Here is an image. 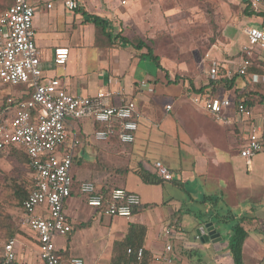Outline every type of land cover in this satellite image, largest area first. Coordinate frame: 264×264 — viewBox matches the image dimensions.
Wrapping results in <instances>:
<instances>
[{"label":"crops","instance_id":"obj_1","mask_svg":"<svg viewBox=\"0 0 264 264\" xmlns=\"http://www.w3.org/2000/svg\"><path fill=\"white\" fill-rule=\"evenodd\" d=\"M65 1L32 2L34 39L40 53L43 80L58 79L66 91L75 95L88 97L99 92L113 93L115 96L109 102L113 106L120 105L125 98L133 100L140 115L136 141L130 145L112 141L96 143L91 139L96 126L92 121L69 120L70 135H78L83 140L75 154L79 164L73 166L74 180L79 184L93 182L97 188L104 185V170L94 166L102 158L105 161L116 160V163L124 164V168L136 169L141 165L151 173H155L154 163L161 162L172 172L173 180L148 185L133 172L126 175L116 173L112 184L141 198V209L129 217H111L101 209L89 206L86 197L80 195L78 184L75 185L72 196L64 205L73 231L56 239V248L64 257V264H70L72 257H81L85 264H128L125 260L131 257L123 253L119 244L129 234L131 225L141 227L132 239L145 250L142 264H234L228 249L229 239H223L221 230H231L236 220L241 218L245 219L243 226L248 231L243 246V264H264V150L250 161L240 154L250 125L236 115L234 107L226 111V121L216 120L202 108L201 103L210 97L183 95L189 82L180 78L178 83H174L178 76H172L161 60V67H158L148 56L143 57L146 49H136L132 46L135 43L121 37L112 24L111 44H98L97 30L89 22L90 16H100L108 22L113 16L112 13L105 15L98 11L99 0H89L94 5L90 11L85 8L83 0H76L74 10H69ZM115 1L120 7L128 4V0L126 5H122L120 0ZM49 4H52L50 9L47 7ZM242 5L245 10V5ZM259 11L264 13V5ZM246 17L244 25L228 28L223 39L225 49L222 51L217 46L210 51L207 56L210 65L203 70L206 76L200 75V87L207 85L211 80L206 81L205 78H212L208 71L212 64H217V74L212 80L235 79L231 89L218 88L217 97L229 98L234 103L243 93L245 81L252 83V75H257L260 80L254 83L264 81V76L258 72H249L245 78L236 72L244 57L242 48L248 44L246 30L260 27L263 22L261 17ZM57 49H68L64 65L55 63ZM255 55L264 63V49H255ZM143 84L145 88H142ZM23 86L25 88L16 94L19 96H7L6 107L9 100L16 102L30 98L31 89ZM172 87L180 89L175 91ZM158 90L162 95H157ZM194 97H198L201 105L194 102ZM256 99H253L251 109L255 116L260 117L264 115V104ZM14 151L18 150H0V164L7 159L18 161L28 167L32 175L29 160H20L22 155L14 154ZM148 155H153L152 162ZM30 187L17 183L13 193L18 199L23 195L27 198ZM204 197H211L218 204L212 207L200 204ZM86 209L90 211H85L86 216H82ZM208 209L222 215L230 213L228 215L235 219L229 218L227 223L209 221L200 224L195 212ZM242 209L244 214L239 215L238 211ZM17 212L23 219L21 205ZM106 218L109 219L108 224H104ZM12 220L0 228V263L4 244L14 238L17 240L18 263L41 264L36 236L21 219ZM206 225H212L216 230L218 236L214 241H207L203 234L197 233ZM170 228L173 229L171 238L165 234ZM83 229L87 232L103 230L100 237H94L97 242L90 243L94 249L91 255L75 244V231ZM168 244H171V251L166 250ZM168 259L170 263L166 261Z\"/></svg>","mask_w":264,"mask_h":264},{"label":"built area","instance_id":"obj_2","mask_svg":"<svg viewBox=\"0 0 264 264\" xmlns=\"http://www.w3.org/2000/svg\"><path fill=\"white\" fill-rule=\"evenodd\" d=\"M120 1L122 5L127 4L126 0ZM245 1L256 11L264 5V0ZM32 2L14 0L0 15V83L5 86L25 85L31 89L29 99L9 100V106L0 114V150H18L29 158L32 184L28 197L22 203V223L37 238L41 264H62L56 239L73 231L64 205L72 196L73 160L83 142L80 136L70 135L68 121H92L98 126L91 135L96 143L108 142L118 134L120 143L130 145L136 141L140 115L133 100L125 98L120 105L113 106L109 103L115 96L113 93L99 92L88 97L75 95L66 91L58 79L43 80L40 53L34 39ZM65 4L69 10L77 7L76 0H66ZM47 7L50 9L52 4ZM246 35L248 44L242 48L244 57L236 70L242 77L249 76L255 49H264V28L250 27ZM67 57L68 49L55 51L56 64L64 65ZM208 74L215 77L217 64H212ZM228 74L232 75V72ZM251 79L260 81L257 75H252ZM145 87L143 84L142 88ZM193 100L198 105L202 104V108L218 121H226V111L234 107L236 115L250 125L240 151L244 159L250 161L264 150V115L257 117L251 108L235 104L226 97L209 98L201 104L198 97ZM154 168L159 178L166 182L173 180L172 172L161 162H155ZM78 188L87 195L89 206L99 208L111 217H129L133 208L141 205L140 196L123 189H116L105 197L98 193L93 182H81ZM165 234L171 238L173 229H167ZM16 247L14 238L4 244L0 264H20ZM171 249V244H168L166 250ZM127 254L134 257L133 264H142L145 250L129 248ZM166 261L171 262L169 259ZM70 264L85 263L81 257H72Z\"/></svg>","mask_w":264,"mask_h":264},{"label":"rangeland","instance_id":"obj_3","mask_svg":"<svg viewBox=\"0 0 264 264\" xmlns=\"http://www.w3.org/2000/svg\"><path fill=\"white\" fill-rule=\"evenodd\" d=\"M83 1L88 11L94 7L91 1ZM99 1L98 11L105 15L112 13L113 16L109 22L121 37H127L135 44L143 42L152 47L155 55L163 62L164 67L172 76H178L189 82L187 92L183 95L196 94L194 90L202 85L200 75L205 77L203 70L210 65L207 56L214 47L218 46L222 51L225 49L226 43L223 39L228 28L242 26L247 21L240 0H128L125 7L118 6L115 0ZM11 3L10 0H0V14ZM253 65L259 67L263 71L261 75L264 76V63L255 57ZM205 80L209 81L212 78L209 79L207 76ZM249 82L245 81V86ZM259 85L263 87L256 90L264 96V81ZM24 88L23 85L7 87L0 83V105L5 102L9 94L17 97L19 95L16 94ZM171 89L179 90L180 87ZM157 95H162L160 90ZM148 160L152 162L153 155H148ZM96 163L94 166L103 169L106 175L103 181L110 186L114 183L117 168L125 166L120 162L116 163V160L105 161L103 158ZM71 175H74V168L71 170ZM17 183L27 188L28 185L30 187L31 171H28V167L18 161L7 159L6 162L0 164V228L5 223L9 225L13 222L12 219L22 221V217L17 212L20 208L19 200L13 193V187ZM85 211L90 210H83L82 216H86ZM238 212L239 215L244 214L243 209ZM107 222H109L108 218L105 219L104 224ZM75 232V244H79L90 255L94 252L90 243H96L97 241L93 240L94 237H100L103 234V230L87 232L83 229ZM221 232L224 240H228L232 235L231 230L226 228H223ZM82 256L89 259L86 254Z\"/></svg>","mask_w":264,"mask_h":264},{"label":"trees","instance_id":"obj_4","mask_svg":"<svg viewBox=\"0 0 264 264\" xmlns=\"http://www.w3.org/2000/svg\"><path fill=\"white\" fill-rule=\"evenodd\" d=\"M12 3L7 6L10 7L13 3L14 0H10ZM242 4L245 5L246 9L244 10V14H246V16L248 17H252V16H257V17H261L263 18V22L261 24V28H264V13L262 11H256L254 10L249 3H247L245 0H242ZM6 8V9H7ZM5 9V10H6ZM4 10V11H5ZM3 11V12H4ZM2 12V13H3ZM89 22L93 23L96 27L97 30V40H98V44H101L104 46L105 44H111L112 42V33L110 30V23L108 22V20L100 17V16H96V15H91ZM101 42V43H100ZM127 43H129L126 40ZM132 46H134L136 49L138 50H143L146 49L145 54H143L142 56H148L150 58V60L152 62H154L158 67H161L160 65V60L159 58L155 55L154 50L152 47L144 44L143 42H139L138 44H133ZM254 67V66H253ZM250 68L248 71L249 72H258L260 74H262L263 71H261L260 69H256V68ZM245 78V76H244ZM180 77H178V79H176V81H174V83H178L179 82ZM235 81V79L232 80H228L227 78L225 79H217V80H211L209 81V83L205 86H202L195 91L196 94L198 95H204L205 97H210V98H216L217 97V90L220 87H225L226 89H231L233 87V82ZM221 84V85H219ZM263 86L259 85V83H254V82H249L246 83V86L244 88V91L242 94H240L236 100H235V104H244L246 107L248 108H252L253 107V99L257 98L256 101L259 100L260 103L264 104V96H262V94L258 91L260 88H262ZM256 89H258L256 91ZM191 90H193L191 88ZM8 104V98L5 99V102L3 103V105L0 106V114L2 113V111L5 109L6 105ZM98 128V126H95V129ZM119 131V129H118ZM117 142L119 144L120 141L118 139V134H116L115 136H113L108 142ZM21 154L22 157L20 158V160H29V158L27 157L26 154L21 153L19 151H14V154ZM78 157H74L73 160V166L78 165ZM116 172L118 174H127L129 172H133L134 174H136L143 183L148 184V185H158V184H162L164 181L163 179L159 178L157 176L156 173H151L147 170H145L143 168V166L139 165L138 168L136 169H130L128 167L125 168H117ZM74 180V177H73ZM79 186V182H76L74 180V186L77 185ZM75 189V188H74ZM74 189L72 191V194L74 192ZM118 189L115 185L112 184V186L110 185H102L101 187H98V193L104 195L105 197H109L112 193V191ZM120 189V188H119ZM124 190V189H123ZM78 191L80 193V195L86 197V199L88 200L87 195L83 194L80 192L79 188ZM26 198V196H20L19 200V205L22 206L23 200ZM200 204L208 207V206H216V203L211 197H204L203 200L200 202ZM141 205L138 207L133 208L132 210V214L136 213L137 211H139L141 209ZM230 214V213H228ZM222 215L220 214L218 211H213L212 209H208L207 211H202L199 210L198 212H195V218L200 222V224L202 223H206L209 221H212L214 223H221V222H228V219H232L234 220L235 217L234 216H230V215ZM244 218L241 219H237L235 224L232 226L231 230H232V235L229 238V245H228V249L230 251V254L232 256L233 262L234 264H243V246L244 243L246 241V239L248 238V231L245 229V227L243 226V222H244ZM141 227H136L134 225L130 226V231L129 234L127 235V237L125 238V240L119 244L120 249L123 250V253L127 254V250L131 247H133L134 249H138L139 248V244H136L133 239H132V235L139 230ZM61 259H62V264H64V257L61 254H58ZM128 255V254H127ZM129 256V255H128ZM128 264L129 263H133L134 262V257H131V259H127L125 260Z\"/></svg>","mask_w":264,"mask_h":264},{"label":"water","instance_id":"obj_5","mask_svg":"<svg viewBox=\"0 0 264 264\" xmlns=\"http://www.w3.org/2000/svg\"><path fill=\"white\" fill-rule=\"evenodd\" d=\"M197 233L203 234V237L207 241L208 240L214 241L216 236H218V234L216 233V230L214 229V227L212 225H206L205 228H201V230H199Z\"/></svg>","mask_w":264,"mask_h":264}]
</instances>
